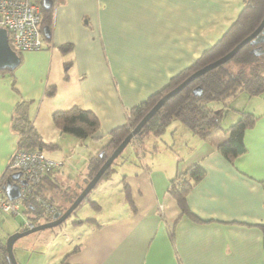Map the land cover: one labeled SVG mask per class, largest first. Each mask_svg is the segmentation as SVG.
I'll list each match as a JSON object with an SVG mask.
<instances>
[{"label": "crops", "instance_id": "obj_1", "mask_svg": "<svg viewBox=\"0 0 264 264\" xmlns=\"http://www.w3.org/2000/svg\"><path fill=\"white\" fill-rule=\"evenodd\" d=\"M243 3L244 0H54L49 42L51 46L71 44V67L73 70L75 66L73 73L80 77L75 78L79 85L72 88L70 96L58 98L59 105L54 98L46 100L48 113L73 104L91 110L99 121L98 137L86 138V146L95 145L96 140L104 143L109 130L125 121L131 106L160 89L222 35ZM41 49L31 55L42 58L41 64L25 62V51L18 53L23 68H27L29 88L22 86L25 82L21 71L0 75V176L18 139L11 127L16 103L32 101V113L41 97L37 80L43 77L50 58L47 47ZM263 93L260 99L255 98L259 95L250 97L253 102L248 111L258 118L244 132V154L230 162L216 148L224 137L222 132L213 135L212 141H205L182 123L174 122L166 129L170 136H183L178 142L182 151L176 149L171 156L160 158L156 155L164 154L167 147L173 149L176 141H164L165 147L161 148L155 140L158 135L149 134L131 144L118 161V174H126L135 210L123 201L119 178L107 181L101 191L112 192L111 185H118L121 211L99 224L77 223L79 240L68 244L57 260L48 261L42 255L32 258V263L264 264V228L259 226L264 224ZM234 113L236 116L230 114L228 118L230 123L239 116V111ZM225 114H221L220 121L230 124L223 122ZM66 135L65 139L82 148L83 139ZM63 157L60 154L64 164ZM193 163L205 171L186 194V204L198 220L182 213L168 190L170 179ZM86 171L87 166L82 167L76 177L65 182L68 191L83 184ZM45 182L51 184L49 178L42 180ZM76 245L79 248L73 250Z\"/></svg>", "mask_w": 264, "mask_h": 264}, {"label": "trees", "instance_id": "obj_2", "mask_svg": "<svg viewBox=\"0 0 264 264\" xmlns=\"http://www.w3.org/2000/svg\"><path fill=\"white\" fill-rule=\"evenodd\" d=\"M31 1L40 7V32L43 40L42 47L46 48L51 39V32L47 37L43 33V28L47 27L48 30L51 31L53 24L54 0H52L53 2L48 8L43 6L42 0ZM263 15L264 0H244L236 17L216 41L205 48L190 65L180 69L176 74L172 75L164 86L157 91L152 92L137 104L131 106L128 110L125 121L112 127L108 132L104 144H102L99 149L88 158L87 171L85 173L83 184H86V182L93 176L113 149L122 141L158 98L171 88L175 87L195 70L228 52L241 39L251 33L258 26ZM260 37L259 41L245 43L229 60L205 71L186 84V86H184L178 93L167 99L154 115L147 120L136 135L130 139L125 148L106 168L94 187L73 209L71 214L80 208L84 201L89 199L91 192L96 189L102 181L111 179L113 173L116 171L118 172V161L123 155V152L131 146V144L141 142L151 133L159 135L166 129L172 120H178L194 135L205 141H212L213 135L217 132H222L224 137L221 141L217 142L216 148L220 154L230 162L236 157L244 154L246 152V147L243 141L244 132L247 128L254 125L258 116L252 111L240 109L238 110V118L230 123L229 126L222 128L219 123L221 110L219 112L213 104H219L222 108H226L228 107L230 99H233L240 94H246L251 97L264 92V34H260ZM64 45L66 48L71 47V44L69 43L63 44V46ZM16 51L18 53L21 52L19 50ZM11 71L12 70L1 69L0 75L6 74L7 72H9L8 74H12ZM195 86L201 87V93L198 95L194 94L192 91ZM55 91V85L52 84L47 85L45 88V93L49 96L54 95ZM29 102L30 101L27 100H20L16 103L11 117V127L18 133L16 147L25 150L53 149L55 144L52 141H44L31 124L28 116ZM51 116L52 121L61 133L69 134L83 140L89 137H98L96 131L99 126V121L97 116L91 110L73 104L65 109L54 110L51 113ZM57 169L58 168L53 169L48 173L53 174ZM14 171L15 168L10 167V162H8L3 174L0 176V185L2 187L5 180L8 179ZM204 172V169L199 164L193 163L189 165L184 172L174 175L170 179L168 186V190L175 198L181 212L195 220H198V218H196L189 210L186 204V194L195 183L201 180ZM48 173L44 174L41 180L34 185V188L32 189L33 196H30L23 201V203H26L25 211L28 212V218L26 219L34 224L51 220L56 212H63L67 208V206L57 207L51 199L47 200V198L35 189L42 184V180L47 178H49L50 183L54 186L58 185L53 178H50ZM125 177V173H120L119 183L121 184V190L123 192L122 199L128 207L134 211L135 205L132 202L129 185L126 182ZM83 184L79 186V191L83 188ZM79 191L73 193L70 203ZM65 192H67V190ZM36 197H40L41 201H37ZM42 200L47 204L54 205L56 207L55 212H45L42 207ZM89 201L96 209H101V204H99V202L91 199H89ZM37 216L41 217L38 221H36ZM66 219L64 221H66ZM86 221H93L96 224H99L94 217H87L86 219L84 218L73 221V223L77 224ZM23 224L24 223L19 225V230L22 229ZM259 226L264 228V224ZM77 248H79V245L74 246L73 250ZM0 264H11L7 257L4 243H0Z\"/></svg>", "mask_w": 264, "mask_h": 264}, {"label": "rangeland", "instance_id": "obj_3", "mask_svg": "<svg viewBox=\"0 0 264 264\" xmlns=\"http://www.w3.org/2000/svg\"><path fill=\"white\" fill-rule=\"evenodd\" d=\"M240 1L241 0H239V2ZM63 44H68V43L54 44V46H51V43L48 42L46 51L50 53V58L48 57L46 60V64L44 66L45 68L43 69V74H44L43 77L41 76L37 80L38 85L41 86V90H40L41 97L39 101L35 103L32 113L29 106L32 101H30L28 105V114H29L28 116L31 121V124L34 126L37 133L44 141H52L55 144V147H53V149L45 148L43 150L44 153L47 154L52 159L62 163L60 165L61 167L60 170L58 171L55 170V172L53 173L55 179L57 178L56 180L57 181L56 183L58 184L57 186H54L53 184L49 185L48 183L45 182L35 188L37 191H39V193H41L45 198H47V200L51 199L57 207L68 206L71 201V196L73 195V193L79 191V187L74 190L70 189L68 191L65 182L67 180H71L73 177H76L79 169L87 166L89 156L93 155L97 151L96 147L100 143L99 140H96L95 145H91L92 144L91 143L88 146H86V144H88L89 141L84 140L82 148L81 147L79 148L71 140L65 139L67 138V135L65 133H62L64 135H59V133L61 132L52 121L51 114L48 113L49 110L46 100H49L50 98H54V100H56L55 101L56 104L59 105L58 98H62V100L63 98H67L68 96H70L72 88L79 85V82L77 80L76 81L74 80L75 78L80 76L75 75L73 73L75 66H73V70L71 67V64L74 63V58L71 56L72 55L71 47L66 48L65 45L63 46ZM27 51H29L27 52V54L26 51L24 52V54L27 57L25 59V62L38 63V64H41L43 62L42 58L39 57L33 58L31 56L32 52L37 54L36 50H27ZM20 71H21V78L25 82L24 84H22V86L24 89H27L29 88L30 84H28V79L26 78L27 68H23V61L22 62L20 61V64L11 72L19 73ZM41 82L42 84H40ZM45 83L46 85L47 84L55 85L56 91L54 95L49 96L47 93H45V88H46L45 87L46 85H44ZM261 97H263V95H259L255 98L260 99ZM42 101L43 103L40 107ZM252 102H253V98H250V96H247L246 94H240L234 100L230 99L229 107L222 108L219 104H213V105L217 110H219V112L221 110V114H225L227 112L225 114L226 117L225 116H224L225 118L223 117L224 118L223 122L227 121V123H230V121H228L230 114L236 116L237 113L235 114L234 112L240 109L251 110ZM234 107H236V109ZM257 109L259 110L260 108L258 107ZM221 121L219 123L222 128L229 126V124L222 123ZM174 122L180 124L178 120L176 119L172 120L169 123V128L173 126ZM15 133L16 136H18L17 131H15ZM180 138H183V136H179V137L173 135L170 136L169 131L165 129L162 133L158 135L157 139L155 138L156 142L161 146V148L165 147L164 141H166L167 143H171V140L174 139L176 143L172 145V147H174L173 149H169V147H167L168 150L164 154L158 153L156 156L160 158H164L171 156V154H174L176 149L182 151V149L179 148V144H178ZM100 140H102V138ZM102 144L104 143L99 144V146H101ZM12 154L13 151L11 152L8 161L11 159ZM60 154L64 155L63 157L65 159L64 164L62 160H60L59 158ZM84 161L86 166H84ZM118 173L119 172L117 171L114 172L113 177L111 179L102 181L99 184V186L96 189H94L90 194L89 199L95 200V197L98 198V199L96 198L97 200L95 201L100 202L102 204L101 209H96L88 199L87 201H84V203H82L80 208H78L74 213H72L62 224L55 225L52 227H46L44 229L32 232L30 234L24 235L16 239L12 247V252L17 263L33 264L32 258H37L42 255H44L45 259H47L48 261L51 259L57 260L59 256H61L65 252V248L68 244L70 243L74 244L79 240V233L77 231L79 228L76 226V224L73 223V221L81 220L84 218L86 219L87 217H94L96 221H101L108 216H114L116 213L120 212L122 205L119 204V199H120L119 195L121 194L119 186L112 184L111 185L112 192H108V190L104 192L101 191V187L106 186L105 183L107 181H111V183L116 182V180L119 178ZM58 176L61 178L62 182H59L60 180ZM84 185L85 184H83L82 186ZM66 190L68 192H65ZM99 191L101 192L99 193ZM25 209H26V203L23 202L19 204L18 212L14 214L5 212L0 209V243L5 244L7 236L12 232H14L13 229L19 227V225L24 223L26 218H28L27 217L28 212H26ZM40 219L41 217L37 216L36 221ZM86 222L94 223L93 221H86Z\"/></svg>", "mask_w": 264, "mask_h": 264}, {"label": "water", "instance_id": "obj_4", "mask_svg": "<svg viewBox=\"0 0 264 264\" xmlns=\"http://www.w3.org/2000/svg\"><path fill=\"white\" fill-rule=\"evenodd\" d=\"M52 0H42V4L45 8H48L52 4ZM43 33L45 36L50 35V31L47 27L43 28ZM260 34H264V15L258 26L247 36L241 39L235 46H233L228 52H226L221 57L216 60L202 66L201 68L195 70L186 78H184L175 87L171 88L165 92L158 100L151 106V108L142 116V118L137 122V124L128 132V134L122 139V141L113 149L109 156L105 159L99 169L93 174V176L86 182L83 188L78 192L72 202L67 206L63 212H56L51 220L44 221L33 225L28 229L16 230L9 234L5 241V249L7 252V257L11 264H18L13 252L12 247L16 239L24 235L30 234L32 232L44 229L46 227H52L62 223L67 217L70 216L73 209L81 202V200L87 195V193L94 187L96 182L99 180L106 168L112 163V161L121 153L125 148L131 138H133L136 133L141 129V127L147 122V120L154 115V113L165 103L167 99L178 93L186 84L192 81L194 78L198 77L205 71L222 64L229 60L237 51L247 42H256L260 40ZM259 53V52H257ZM20 63V56L18 52L13 49L9 42L8 31L4 27H0V70H14ZM193 93L198 95L201 93V87L195 86L193 88ZM20 172H13L8 179L5 180L3 184V190L8 199L13 200L20 195V185L25 184L26 181L19 178Z\"/></svg>", "mask_w": 264, "mask_h": 264}, {"label": "built area", "instance_id": "obj_5", "mask_svg": "<svg viewBox=\"0 0 264 264\" xmlns=\"http://www.w3.org/2000/svg\"><path fill=\"white\" fill-rule=\"evenodd\" d=\"M0 27L8 31L9 42L15 50H39L43 46L40 32V7L31 0H0ZM10 167L20 172V179L26 181L20 185V195L10 200L0 185V209L8 213H17L19 204L33 196V188L44 174L58 168L61 162L52 159L41 149L25 150L16 147L10 159ZM1 184V182H0ZM41 201L40 197H36ZM45 212H54L55 206L42 200ZM33 223L26 219L23 227L30 228Z\"/></svg>", "mask_w": 264, "mask_h": 264}, {"label": "clouds", "instance_id": "obj_6", "mask_svg": "<svg viewBox=\"0 0 264 264\" xmlns=\"http://www.w3.org/2000/svg\"><path fill=\"white\" fill-rule=\"evenodd\" d=\"M9 36V35H8ZM11 45V44H10ZM12 47V46H11ZM14 49V48H13ZM60 167V166H59ZM16 171V170H15ZM14 171V172H15ZM56 208V207H55ZM55 212V211H54ZM33 225H35L34 223H33ZM23 229H28V228H24L23 226H22V229L21 230H23Z\"/></svg>", "mask_w": 264, "mask_h": 264}]
</instances>
